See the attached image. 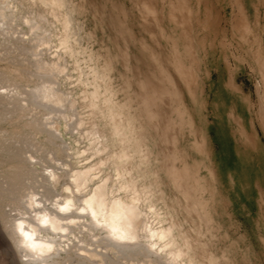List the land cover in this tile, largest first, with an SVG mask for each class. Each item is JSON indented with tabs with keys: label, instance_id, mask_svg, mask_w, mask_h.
Segmentation results:
<instances>
[{
	"label": "bare ground",
	"instance_id": "1",
	"mask_svg": "<svg viewBox=\"0 0 264 264\" xmlns=\"http://www.w3.org/2000/svg\"><path fill=\"white\" fill-rule=\"evenodd\" d=\"M19 7L32 44L0 37V88L17 83L0 90V223L11 261L256 264L215 216L219 180L196 114L215 75L232 99L238 153L249 166L264 156V0H0V15ZM75 107L89 160L39 174L36 197L25 181L48 155L73 149L56 140ZM244 176L264 214V171L255 185Z\"/></svg>",
	"mask_w": 264,
	"mask_h": 264
},
{
	"label": "rangeland",
	"instance_id": "2",
	"mask_svg": "<svg viewBox=\"0 0 264 264\" xmlns=\"http://www.w3.org/2000/svg\"><path fill=\"white\" fill-rule=\"evenodd\" d=\"M25 13H27V9L19 7L14 11L6 10L4 16L0 15V37L12 40L22 38V45L25 48H29L32 44V42L28 40L29 37L32 36L31 30L28 27V24L20 19ZM2 24H4V26ZM10 47V49H12V46ZM21 49L22 48H18L10 51H12V54L17 55ZM38 49V52L42 55H52L50 51L52 52L53 48L38 47ZM22 53L25 54L24 57L28 60L32 59L28 54L29 49L22 51ZM1 64L6 63L1 62ZM244 78L245 77H240L238 74L237 83H243L246 90L249 88L252 89L251 81L247 78L244 80ZM45 79L54 80L50 77H46ZM212 80L213 81L206 88L204 105L199 109V116L196 114V121L197 119L199 121L200 117V120L204 122L206 127L207 143L210 152L209 160L213 167H215L214 169L217 171V178L219 180L217 186V200L215 202V216L221 224L222 231L226 232L229 238L234 240L235 245L239 250L248 251L250 253V258L253 259L256 264H264V246L260 239V236H264V214H259L258 212L256 191L254 190L253 195L248 197L243 189L245 170H249L251 177L253 176V178L250 177L251 181L252 183L254 182L253 185H255L254 179L257 168L260 167V169L264 171V168H262L264 167V156L262 155L260 158L258 157L260 160H256L252 166L250 163L249 166L247 156L238 153L237 144L239 138L236 133L237 126L234 119L229 116V111L231 110V106H233L232 99L222 88L219 89L216 86V83L213 84L216 80L215 75H213ZM16 84L17 83L14 81L10 82V84L4 82L2 84L4 86L1 87L0 90L5 91L7 87H14ZM70 86V80L68 78L65 79L61 75L59 79V87L62 88L63 91L68 92V87ZM21 97L32 101L29 96L25 95V93L22 94ZM22 102L25 103V101ZM236 103L237 109L244 114L245 111L243 105L237 101ZM189 104L193 110V102L189 101ZM43 109L50 111V109L46 107H43ZM78 109V107L69 109L71 118L68 119L65 125L61 124V134L57 138L59 140H56L57 142H64L63 145H68L73 147V149L62 150L57 152V154H50L51 156L48 155L49 158L46 162H40L39 165H36L37 169L40 168V171L38 170L39 173L37 171L36 173L34 172L30 175V180L28 179L25 181V186H27V188L33 189L36 192L38 191L36 197L45 190L41 180L42 178L39 174L47 173L51 168H55L57 171H61L65 168H75L89 160L86 154L79 153L81 152V147L85 146V140L78 136V126L74 124L73 121ZM41 120L44 122V119ZM62 121L64 120H58L56 123H61ZM260 136L264 145V136L261 133ZM229 171H232L235 175V184L230 182L228 177ZM63 181L64 180L61 179L51 191V194L54 195V197L61 192L62 184L60 183ZM44 199H42L44 203L49 205V201ZM1 230L0 223V264H14L11 261L12 257L10 254L5 253L4 239Z\"/></svg>",
	"mask_w": 264,
	"mask_h": 264
},
{
	"label": "crops",
	"instance_id": "3",
	"mask_svg": "<svg viewBox=\"0 0 264 264\" xmlns=\"http://www.w3.org/2000/svg\"><path fill=\"white\" fill-rule=\"evenodd\" d=\"M238 81V80H237ZM260 154V151L257 153V155Z\"/></svg>",
	"mask_w": 264,
	"mask_h": 264
}]
</instances>
